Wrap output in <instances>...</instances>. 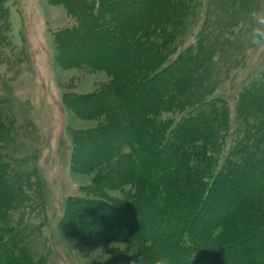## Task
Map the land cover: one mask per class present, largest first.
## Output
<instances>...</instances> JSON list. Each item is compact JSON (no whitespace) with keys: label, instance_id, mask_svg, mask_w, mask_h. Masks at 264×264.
<instances>
[{"label":"trees","instance_id":"obj_1","mask_svg":"<svg viewBox=\"0 0 264 264\" xmlns=\"http://www.w3.org/2000/svg\"><path fill=\"white\" fill-rule=\"evenodd\" d=\"M47 1L75 20L52 33L58 66L107 77L64 97L95 122L69 131L73 168L93 175L84 189L93 195L66 199V233L109 248L111 264H264V179L229 191L236 171L250 181L264 172V66L234 84L264 36V0ZM7 8L0 0V264H57L33 241L47 194L40 166L18 149L32 126L6 114L10 83L33 73L13 47ZM226 83L235 87L222 96ZM126 189V200L108 197ZM109 212L142 216V226L100 233ZM83 214L97 219L90 236Z\"/></svg>","mask_w":264,"mask_h":264},{"label":"rangeland","instance_id":"obj_2","mask_svg":"<svg viewBox=\"0 0 264 264\" xmlns=\"http://www.w3.org/2000/svg\"><path fill=\"white\" fill-rule=\"evenodd\" d=\"M5 4L8 5V21L11 25L9 36L14 44L13 47L16 48V51L26 50L25 52L31 56L32 60L33 73L24 75L21 73L20 76L18 75V79L9 85L8 98L11 103H9L10 109L6 110V114L13 115L16 123L18 119L22 127L32 126V129L27 128L26 132L33 130V134L31 137L26 136V141L23 145H19L18 149L27 158L24 161L26 166H32L33 163L40 166V172L45 182L47 201L37 204L38 207L40 205L37 221L41 220L44 223L37 225L38 234L33 241L35 244L39 242L38 244L43 249H51L49 258L57 264H109V254L114 255L109 248L103 249L87 245L65 231V223L68 219L66 199L70 196L93 195L89 192L91 188L88 191L84 190L91 186L93 175L79 173L73 168L69 131L71 128L84 129L95 126V122L80 120L73 108L64 104L68 100L64 97L66 94L70 96V94L82 95L94 92L99 81H106L107 77L103 74L81 72L74 68L64 70L56 63L52 33L70 27L75 22L63 7L51 6L47 0H5ZM213 5L211 4L212 7ZM79 47L81 46L73 44L70 53L75 55ZM105 48L106 45H101L97 51H103ZM263 66L264 36H261L256 47L248 53L245 65L236 73L234 84L245 81L250 74ZM234 84L225 85V88L220 90V95L224 96L233 91ZM231 87L232 89H230ZM237 89L238 87H236ZM0 98H3L1 94ZM108 120L110 119L108 118ZM30 146L31 148H29ZM171 148L174 151L176 146ZM93 150L94 147L91 146L86 148V152ZM32 153L33 159L30 155ZM166 153L168 152L166 151ZM245 174V171H236L235 180L230 182V193L238 192L240 188L238 184H243L244 188L250 190L252 184H260L264 179V172L259 169L256 171L253 181L247 179ZM135 189L136 187H133L132 193ZM123 192L128 195L131 190L109 191L108 197L126 200ZM142 193L143 190L140 189L139 197L142 196ZM227 195L229 193L226 192L224 197ZM129 198H132V194ZM209 203L205 206L207 209L210 208ZM226 211L227 207L219 209L217 215H223V212ZM103 216L101 220H105L104 224L102 223L101 227H96L100 233L110 230L118 232L136 230L143 223L142 216H138L135 220H130L116 212H109ZM85 217L86 214H83L81 219ZM86 218L91 221V224L84 230L86 235L90 236L92 235L90 230L95 226L94 220L97 219L90 215ZM201 221L204 222V219ZM259 232L264 236L263 230ZM106 252L109 254L107 255Z\"/></svg>","mask_w":264,"mask_h":264},{"label":"clouds","instance_id":"obj_3","mask_svg":"<svg viewBox=\"0 0 264 264\" xmlns=\"http://www.w3.org/2000/svg\"><path fill=\"white\" fill-rule=\"evenodd\" d=\"M154 264H170V261L167 257H160L155 260Z\"/></svg>","mask_w":264,"mask_h":264}]
</instances>
